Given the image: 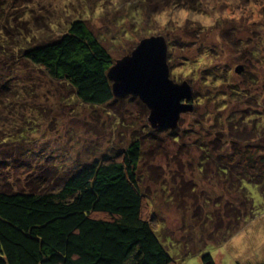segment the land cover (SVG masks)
<instances>
[{
  "label": "rangeland",
  "instance_id": "obj_1",
  "mask_svg": "<svg viewBox=\"0 0 264 264\" xmlns=\"http://www.w3.org/2000/svg\"><path fill=\"white\" fill-rule=\"evenodd\" d=\"M75 16L114 59L129 54L142 38L163 34L171 51L169 76L192 87L191 97L181 101L193 109L181 114L175 129H154L141 102L118 98L101 106L85 104L67 84L20 60L15 79L22 90H12L9 98L1 95L0 101L5 104H0L1 183L54 187L55 181L46 183L95 157L114 156L138 137L143 214L169 264H203L206 252L215 264H264V201L257 187L246 185L256 210L237 226L231 208L237 194L224 192L211 169L198 165L207 152L198 148L201 136L202 144H209L201 122L209 124L216 114L221 120L234 108L230 83L245 86L264 106V0H0L3 31L14 36L28 28L22 41L46 40ZM221 96L228 104L218 111L223 104L212 101Z\"/></svg>",
  "mask_w": 264,
  "mask_h": 264
},
{
  "label": "trees",
  "instance_id": "obj_2",
  "mask_svg": "<svg viewBox=\"0 0 264 264\" xmlns=\"http://www.w3.org/2000/svg\"><path fill=\"white\" fill-rule=\"evenodd\" d=\"M4 29L0 25V55L7 49L0 59V101L1 95L9 98L12 90H22L15 79L22 60L51 81L67 84L85 104L101 106L118 98L141 102L137 96L113 95L107 71L116 59L83 18L75 16L60 32L34 43L32 38L22 41L29 37L28 28L14 36ZM16 43L19 48L12 47ZM170 54L169 50L168 61ZM3 74L7 77L1 80ZM230 88L234 108L221 120L208 113L212 122H201L209 144H202L201 136L198 148L207 152L198 165L211 169L224 192L237 194L231 208L238 226L256 210L247 184L255 185L264 201V111L259 108L264 106L245 86L230 83ZM206 99L211 102L212 96ZM212 103L223 104L218 111L228 104L223 96ZM141 142L134 137L118 154L95 157L64 177L45 182L55 181L54 187L28 183L27 188H7L0 178V264H169L167 250L143 214ZM201 259L203 264H215L208 252Z\"/></svg>",
  "mask_w": 264,
  "mask_h": 264
},
{
  "label": "water",
  "instance_id": "obj_3",
  "mask_svg": "<svg viewBox=\"0 0 264 264\" xmlns=\"http://www.w3.org/2000/svg\"><path fill=\"white\" fill-rule=\"evenodd\" d=\"M167 42L163 34L142 38L127 55L115 60L107 71L114 96L132 95L148 109L147 122L154 129H175L181 114L193 109L182 102L192 87L169 76ZM241 65L234 71L239 73Z\"/></svg>",
  "mask_w": 264,
  "mask_h": 264
}]
</instances>
